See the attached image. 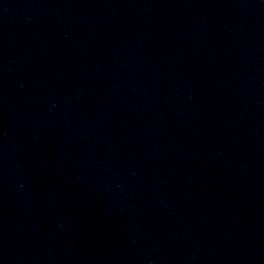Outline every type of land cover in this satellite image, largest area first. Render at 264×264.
<instances>
[{
	"label": "water",
	"instance_id": "water-1",
	"mask_svg": "<svg viewBox=\"0 0 264 264\" xmlns=\"http://www.w3.org/2000/svg\"><path fill=\"white\" fill-rule=\"evenodd\" d=\"M0 264H264V0H0Z\"/></svg>",
	"mask_w": 264,
	"mask_h": 264
}]
</instances>
